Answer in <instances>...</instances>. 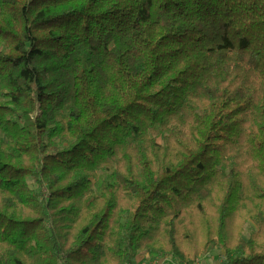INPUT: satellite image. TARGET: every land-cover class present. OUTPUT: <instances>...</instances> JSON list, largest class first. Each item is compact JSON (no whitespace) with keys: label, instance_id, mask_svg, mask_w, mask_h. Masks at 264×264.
I'll return each instance as SVG.
<instances>
[{"label":"trees","instance_id":"obj_1","mask_svg":"<svg viewBox=\"0 0 264 264\" xmlns=\"http://www.w3.org/2000/svg\"><path fill=\"white\" fill-rule=\"evenodd\" d=\"M214 251L264 264V0H0V264Z\"/></svg>","mask_w":264,"mask_h":264},{"label":"rangeland","instance_id":"obj_2","mask_svg":"<svg viewBox=\"0 0 264 264\" xmlns=\"http://www.w3.org/2000/svg\"><path fill=\"white\" fill-rule=\"evenodd\" d=\"M30 185L34 188L36 187L33 181H30ZM255 229H256L255 225L253 223H249L246 226L244 237L249 238L250 235L253 233V231H255ZM153 262L154 260L150 262V260L146 256L144 258L143 257L140 258L139 264H153ZM221 262H222V253L220 251H214L209 255L201 256L197 261V264H221ZM170 264H174V263L170 262Z\"/></svg>","mask_w":264,"mask_h":264},{"label":"built area","instance_id":"obj_3","mask_svg":"<svg viewBox=\"0 0 264 264\" xmlns=\"http://www.w3.org/2000/svg\"><path fill=\"white\" fill-rule=\"evenodd\" d=\"M170 262H173L174 264H179V262L175 259H173L170 256H166L164 258L157 259L153 262V264H170Z\"/></svg>","mask_w":264,"mask_h":264},{"label":"crops","instance_id":"obj_4","mask_svg":"<svg viewBox=\"0 0 264 264\" xmlns=\"http://www.w3.org/2000/svg\"><path fill=\"white\" fill-rule=\"evenodd\" d=\"M141 257L144 258V257H146V256H145V255H141V256H139L138 259H137V262H138V263H139Z\"/></svg>","mask_w":264,"mask_h":264}]
</instances>
